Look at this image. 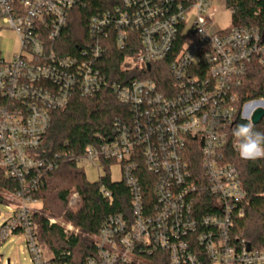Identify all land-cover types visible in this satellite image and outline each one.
Segmentation results:
<instances>
[{"label":"built area","instance_id":"2783aa9c","mask_svg":"<svg viewBox=\"0 0 264 264\" xmlns=\"http://www.w3.org/2000/svg\"><path fill=\"white\" fill-rule=\"evenodd\" d=\"M77 2L0 0V21L20 41L9 60L0 50V168L17 183L1 191L9 216L0 244L23 233L35 264H264V246L234 235L246 190L237 166L225 160L228 147L235 150V125L264 109V95L243 100L249 76L264 72V30L232 24L213 31V0H121L91 17V42L64 53L60 40ZM111 38L128 51L122 80L104 70ZM167 59L170 80L161 86L148 75ZM103 90L127 114L109 136L97 133L77 164H120L130 210L103 220L94 254L79 262L71 251L57 256L40 243L34 215L67 238L86 234L27 203L40 201L33 194L57 167L60 154L39 155L53 112ZM101 192L111 196L105 184ZM79 204L73 191L68 208Z\"/></svg>","mask_w":264,"mask_h":264},{"label":"trees","instance_id":"16d2710c","mask_svg":"<svg viewBox=\"0 0 264 264\" xmlns=\"http://www.w3.org/2000/svg\"><path fill=\"white\" fill-rule=\"evenodd\" d=\"M120 2L121 0H78L71 10L68 25L60 40V50L64 53H74L84 44L91 42V17L113 8ZM225 3L232 12L233 25H254L264 30V0H225ZM133 41L137 51L139 38L133 36ZM106 44L110 49L104 56V70L110 77L122 80L121 62L128 51H118L114 38L106 41ZM168 62L169 59L163 63V69L158 67L157 71L151 70L148 75L155 78L161 86L170 80ZM263 95L264 72L263 69L257 68L246 81L243 100ZM126 114L125 106L108 90L92 97L75 96L67 107L53 112L51 127L39 148V155L49 159H56V154L60 156L57 158V167L45 176L43 187L37 190L33 197L42 202L43 209L71 221L86 234L67 238L61 227L50 225L44 216L34 215L40 243L57 256L63 251H71L73 257L83 262L95 252L93 238L98 234L103 220L110 214L130 210L129 191L123 180L112 181L107 172L101 176L99 182H90L86 178L84 168L77 164V159L87 145L95 141L96 134L109 136L115 119ZM255 125L257 130L264 131V118ZM225 160L237 166L246 190L243 201L244 215L236 221L234 235L246 240L252 248H261L264 246V158L244 160L230 146ZM110 165L112 163H105L104 167L108 170ZM102 184L111 191V196L102 194ZM16 187L17 183L8 178L5 170L0 168V202L6 203L2 190L13 191ZM73 191L80 195V204L75 211L68 208V199Z\"/></svg>","mask_w":264,"mask_h":264},{"label":"rangeland","instance_id":"374dc122","mask_svg":"<svg viewBox=\"0 0 264 264\" xmlns=\"http://www.w3.org/2000/svg\"><path fill=\"white\" fill-rule=\"evenodd\" d=\"M213 31L218 30L219 26L224 28L232 25V12L226 6L225 0H213ZM20 49V41L17 33L8 27H6L0 21V50H2L6 59H11L15 52ZM85 175L90 182H99L101 176L107 172L110 174L112 181L122 180V168L118 163L110 165L108 170L104 166L94 165L89 162L84 166ZM27 206L36 209L43 210L44 213L54 215L48 209H43L42 202H29ZM9 216V210L7 204L0 202V227L6 221ZM60 217V216H57ZM0 264H35L32 260V256L29 252L26 237L23 233L11 234L2 244H0Z\"/></svg>","mask_w":264,"mask_h":264},{"label":"clouds","instance_id":"9594fccd","mask_svg":"<svg viewBox=\"0 0 264 264\" xmlns=\"http://www.w3.org/2000/svg\"><path fill=\"white\" fill-rule=\"evenodd\" d=\"M244 119L247 122L237 123L232 129L235 150L244 160L264 158V131L257 130L251 118Z\"/></svg>","mask_w":264,"mask_h":264},{"label":"water","instance_id":"95a60500","mask_svg":"<svg viewBox=\"0 0 264 264\" xmlns=\"http://www.w3.org/2000/svg\"><path fill=\"white\" fill-rule=\"evenodd\" d=\"M264 117V109L259 108L253 115L252 121L254 124H258Z\"/></svg>","mask_w":264,"mask_h":264}]
</instances>
